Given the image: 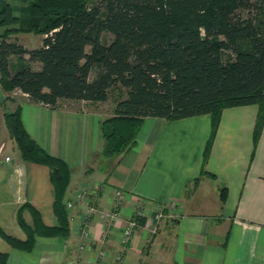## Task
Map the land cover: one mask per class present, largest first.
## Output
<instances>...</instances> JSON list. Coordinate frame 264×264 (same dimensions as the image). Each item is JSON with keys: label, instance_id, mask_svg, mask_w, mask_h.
<instances>
[{"label": "crops", "instance_id": "obj_1", "mask_svg": "<svg viewBox=\"0 0 264 264\" xmlns=\"http://www.w3.org/2000/svg\"><path fill=\"white\" fill-rule=\"evenodd\" d=\"M16 92L17 98L8 99L0 86V120L5 125L0 127V227L25 240L17 222L25 204L47 226L58 225L49 169L25 163L19 150L17 157L8 151L10 142L13 149L17 146L4 115L19 105L28 133L69 166L65 201L75 207L68 211L71 231L66 240L37 237L34 249L24 252L0 237L8 264H264V122L257 135L258 106L224 109L214 134L210 115L178 121L148 117L135 145L107 158L102 125L113 114L102 109L104 103L62 101L54 109ZM95 185L103 188L95 200L99 210L110 212L119 204L120 217L106 228V221L95 214L88 222L90 237L84 239V206L77 198L82 189ZM118 190L124 193L119 202ZM159 209L164 217L152 234ZM140 211L147 218L123 244L127 221ZM23 216L31 225L28 209Z\"/></svg>", "mask_w": 264, "mask_h": 264}, {"label": "trees", "instance_id": "obj_2", "mask_svg": "<svg viewBox=\"0 0 264 264\" xmlns=\"http://www.w3.org/2000/svg\"><path fill=\"white\" fill-rule=\"evenodd\" d=\"M1 28L5 93L17 90L55 109L62 101L106 103L112 91L120 92L102 125L107 158L128 152L148 117L178 121L210 115L214 134L224 109L256 105L257 135L262 129L264 0H0ZM19 33L43 35L42 46L27 49L10 39ZM4 119L22 160L49 169L58 225L47 226L25 204L17 222L26 239L1 227L0 237L24 252L34 249L37 237L66 240L69 166L28 133L20 105ZM27 209L31 225L23 216ZM8 260L0 251V264Z\"/></svg>", "mask_w": 264, "mask_h": 264}, {"label": "built area", "instance_id": "obj_3", "mask_svg": "<svg viewBox=\"0 0 264 264\" xmlns=\"http://www.w3.org/2000/svg\"><path fill=\"white\" fill-rule=\"evenodd\" d=\"M3 149V148H1ZM10 159L7 158L6 161ZM103 189L100 185H95L93 187L84 188L78 194L77 201L80 205L84 206V224L85 228L82 231V237L88 239L90 237V232L88 230L89 220L95 214H100V216L106 221V228L112 226L120 217L118 205L111 210L110 212H101L96 206L95 200L98 197L100 190ZM124 198V193L121 190L116 191V199L118 202ZM67 209L72 210L75 207L73 202H68ZM164 209H159L158 212L154 215L153 222L155 223L154 227L150 230L152 234H156L158 226L164 217ZM147 218L145 212H137L133 217H131L123 230V244H128L132 237L134 236L135 231L140 227V221ZM85 245L80 246V250H85ZM69 264H76V262H70Z\"/></svg>", "mask_w": 264, "mask_h": 264}, {"label": "rangeland", "instance_id": "obj_4", "mask_svg": "<svg viewBox=\"0 0 264 264\" xmlns=\"http://www.w3.org/2000/svg\"><path fill=\"white\" fill-rule=\"evenodd\" d=\"M3 31H4V28H1L0 29V34ZM43 38H44L43 35L35 34V33H19V34H14V35H12L10 37V39L12 41H18L20 44H22L27 49H36V48L41 47L42 46ZM104 39H105L106 42H109V41H111L112 36L109 35V34H105L104 35ZM34 67L37 68L38 65H34ZM16 91L17 90L7 93L8 94V99L17 98L15 96L16 95L15 93H17ZM120 98H121V96H120V92L118 90L112 91L111 92V95H110V100L108 102L104 103L103 105H101L102 106V109L104 111H107V112H110L111 111V114H113L114 108H115V105H116V102ZM1 111L2 110L0 109V114H1ZM0 119H1V115H0ZM2 126H5V125H3L2 124V121L0 120V127L2 128ZM1 137L4 139L5 138L4 137V134H2ZM8 151L10 152V154L13 157H17L16 154L18 153V149H17V147H15V149H13V144L11 142L9 143Z\"/></svg>", "mask_w": 264, "mask_h": 264}]
</instances>
